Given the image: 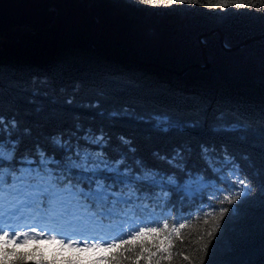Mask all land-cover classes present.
<instances>
[{"label":"trees","instance_id":"1","mask_svg":"<svg viewBox=\"0 0 264 264\" xmlns=\"http://www.w3.org/2000/svg\"><path fill=\"white\" fill-rule=\"evenodd\" d=\"M3 1L56 11L50 27L10 30L6 35L23 44L0 47V140L18 141L12 165L29 167L25 156L38 161L37 148L61 159L67 153L53 145L57 136L100 161L98 178L117 197H131L118 204L121 215L104 221V237L97 235L99 228H89L102 241L158 226L141 220L162 225L167 218L170 231L179 217L192 218L180 230L182 242L172 234L171 259L151 238L145 244L150 251L139 258L138 244L128 251L124 245L93 252L39 242L17 251L39 247L49 264L54 254L60 264H201V257L203 264H264L261 0H229L226 8L211 6L222 0L170 6L167 0L158 6L142 0ZM155 116L169 119L167 131L155 126ZM105 165L119 172L103 170ZM237 169L252 192L221 205L228 191H239L235 177L230 184L221 177ZM66 179L76 183L79 175L73 170ZM210 205L229 212L205 255L200 249L210 239L214 217L205 224L203 213L213 212Z\"/></svg>","mask_w":264,"mask_h":264},{"label":"snow or ice","instance_id":"2","mask_svg":"<svg viewBox=\"0 0 264 264\" xmlns=\"http://www.w3.org/2000/svg\"><path fill=\"white\" fill-rule=\"evenodd\" d=\"M142 2L158 6L159 4H164L165 0H142ZM183 2L184 0H167L165 6ZM189 2H194V0H189ZM228 2L229 0H222V3L211 6L226 8ZM261 3L264 6V0H261ZM235 6L249 7L250 5L236 3ZM140 119L144 118L141 117ZM150 119L155 120V126L163 131H167L171 126V122L167 117L155 116ZM3 123L4 118L0 117V125H3ZM12 126L15 127V121H12ZM4 131H7L6 127ZM51 139L54 146L63 149L67 154L58 160L55 155L37 148L38 161L33 162L29 157H23V160L29 165L27 168H16L12 165V162L16 160L18 141L0 140V264H26L30 259L36 261V264H49L39 247L31 252H20L17 251V248L26 247L30 243L38 244L39 240L45 238L51 242H57L58 236L63 237L59 240L62 249L76 248L78 251H85L89 248L108 250L113 247L120 248L124 245H129L130 247L125 249V251H128L135 248L138 244L140 248L138 258L139 255H143L144 251H150V249L145 248V244L149 243L147 238H151L153 241H158L155 245L157 250L162 249L164 252H168L167 258L171 259L170 249L175 243L172 234L174 233L176 238L182 242L183 236L180 230L186 227V224L192 219L191 217L181 216L174 220L170 231V226L166 222L167 218H165V222L162 225L156 220H141L143 224L155 223L158 226L137 227L128 233V239L119 236L104 240L103 244L99 242L89 244L88 239L83 241L75 239V236L81 235L84 230L90 227H103L105 220L121 215L117 207L118 204L130 203L131 197H117L112 191L113 186L104 184L98 178V173L102 171L100 168L101 162L94 161L89 152L79 147L73 151L71 144L62 140L59 136ZM121 139L123 140V138ZM123 142L126 144L130 143L129 141ZM209 151L207 147L202 148L204 154H208ZM176 155L179 156L180 153L177 152ZM33 164L35 166H32ZM73 170H76L79 175L76 183L66 179L73 173ZM103 170L119 172L118 167L109 168L107 165H105ZM146 171L148 172V177L155 180L151 170ZM237 172L238 169L231 174H225L221 177V182L230 184L232 178L235 177L236 184L234 187H238L239 191L219 189L218 186L213 185L216 191H228V194L223 195L219 199L221 205L225 202L233 204L240 199L242 194L248 196L252 192V187L247 179L240 178ZM135 179L139 180L140 177L137 176ZM124 183L127 184L128 181ZM169 183H172L171 178H169ZM209 207L213 208V212L203 213L204 223L207 224V218L212 216L214 217V224L211 231H207V236L210 239L200 249L205 255H207L208 243L211 242V238L220 227V221L229 212V208L226 207H220L218 211L212 205ZM231 211L235 212L237 209L233 208ZM123 214L128 215L127 212ZM8 215H15L17 218L24 215L29 218H47L52 222V225L63 221L69 224L76 222V224L81 225L82 230L77 232L75 227H73L72 231H66L64 227L46 225L41 227L40 231L32 228L30 234L29 232H21L15 228L4 226V218ZM181 219L185 220V223H180ZM196 219L199 220L200 218L197 217ZM89 238L94 241L99 239L97 237ZM200 239H203V236ZM81 243L84 244V247H80ZM104 244L107 245V248H103ZM38 253L40 254L39 260H37ZM152 255H155V253H152ZM150 258L149 256L148 259ZM112 259L115 260V257H112ZM50 264H60L59 260L55 258V254ZM64 264H74V262L66 260ZM157 264H159V261H157ZM201 264H203V257H201Z\"/></svg>","mask_w":264,"mask_h":264},{"label":"water","instance_id":"3","mask_svg":"<svg viewBox=\"0 0 264 264\" xmlns=\"http://www.w3.org/2000/svg\"><path fill=\"white\" fill-rule=\"evenodd\" d=\"M55 17V10L33 9L29 6L10 4L0 0V47L3 43L23 44L19 40H13L6 35L10 30L27 27L33 31H40L50 27ZM33 47L37 46L33 45Z\"/></svg>","mask_w":264,"mask_h":264},{"label":"rangeland","instance_id":"4","mask_svg":"<svg viewBox=\"0 0 264 264\" xmlns=\"http://www.w3.org/2000/svg\"><path fill=\"white\" fill-rule=\"evenodd\" d=\"M24 29H29V28L26 27ZM29 30H31V29H29ZM223 39L224 38H222V40ZM46 222H47V218H43V219L39 218V217L29 218L27 215L21 216L19 218H17L15 215H8V216H5V218H4V226H9V227L15 228V229H17L18 231H21V232L28 231L30 234H31V229L32 228H36L37 231H40L41 227H44L46 225H51L52 224V223H48L47 224ZM57 225H58V227H64V229L66 231H72L73 227H75L77 232H81L80 227L76 226L73 223L69 224L68 222L63 221V222H60ZM25 227H28V229L25 230ZM81 235H83V236L76 235L75 239L83 241V239L85 237H87L89 244H91L93 242L101 243L100 239H98L96 241H94L93 239H90L89 237H94V236H91L90 233L87 232V231H83ZM82 237H83V239H81ZM62 238L63 237H59L58 236L57 237V242H51V241H49L46 238L39 240V242L43 243L44 245L50 243V245L52 247L58 248V246H60L59 240H61ZM80 245H84V244L81 243ZM45 246L49 247V245H45ZM89 249H91V248H89ZM91 250L93 252H98V249H91Z\"/></svg>","mask_w":264,"mask_h":264},{"label":"bare ground","instance_id":"5","mask_svg":"<svg viewBox=\"0 0 264 264\" xmlns=\"http://www.w3.org/2000/svg\"><path fill=\"white\" fill-rule=\"evenodd\" d=\"M27 229H28V227H25V230H27ZM105 229H106L105 226L99 227V231L101 230V232L98 231L97 235H100L99 237H104L105 236L104 234L107 233V231ZM25 232H28V231H25ZM80 236H83V235H80ZM81 239H83V237ZM84 239H87V237H85Z\"/></svg>","mask_w":264,"mask_h":264}]
</instances>
